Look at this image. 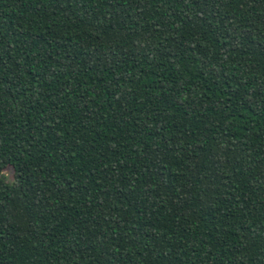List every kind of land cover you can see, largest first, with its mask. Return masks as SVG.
<instances>
[{
	"label": "trees",
	"instance_id": "16d2710c",
	"mask_svg": "<svg viewBox=\"0 0 264 264\" xmlns=\"http://www.w3.org/2000/svg\"><path fill=\"white\" fill-rule=\"evenodd\" d=\"M0 264H264V0H0Z\"/></svg>",
	"mask_w": 264,
	"mask_h": 264
},
{
	"label": "rangeland",
	"instance_id": "374dc122",
	"mask_svg": "<svg viewBox=\"0 0 264 264\" xmlns=\"http://www.w3.org/2000/svg\"><path fill=\"white\" fill-rule=\"evenodd\" d=\"M5 176H6V178H7L8 180H11V174H10V172L5 173Z\"/></svg>",
	"mask_w": 264,
	"mask_h": 264
}]
</instances>
